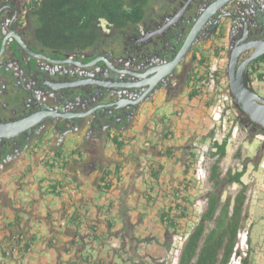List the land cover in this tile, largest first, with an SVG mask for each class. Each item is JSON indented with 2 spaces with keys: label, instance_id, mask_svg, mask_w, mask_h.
Here are the masks:
<instances>
[{
  "label": "crops",
  "instance_id": "0c3cea01",
  "mask_svg": "<svg viewBox=\"0 0 264 264\" xmlns=\"http://www.w3.org/2000/svg\"><path fill=\"white\" fill-rule=\"evenodd\" d=\"M209 104L190 82L170 103H144L104 143L79 133L58 151L43 138L42 150L0 176V264L161 261L172 235L185 241L198 223L210 189L193 173L195 147L209 144Z\"/></svg>",
  "mask_w": 264,
  "mask_h": 264
},
{
  "label": "flooded vegetation",
  "instance_id": "af4514ba",
  "mask_svg": "<svg viewBox=\"0 0 264 264\" xmlns=\"http://www.w3.org/2000/svg\"><path fill=\"white\" fill-rule=\"evenodd\" d=\"M33 5L31 0H0V125L43 112L55 115L51 116L55 119L62 94L74 98L75 102L64 109L73 120L74 115L83 116L87 112L85 103L91 91L99 93L104 86L114 85L125 86L121 88L120 99L134 100L137 104L125 106L132 123L137 114L132 116L134 110L144 103L157 97L170 103L187 93L190 82L196 85L193 72L217 40H227L224 46L227 64L232 48L264 39V0H148L138 24L116 28L101 20L93 41L60 47L50 46L38 36L39 23ZM198 21L200 28L190 44L181 48ZM252 51L250 47L243 49L238 64ZM93 60L96 62L91 63ZM174 60L177 63L165 71V65ZM255 60L246 68L249 80L250 66ZM250 85L253 87L251 80ZM236 109L240 123L257 130L258 125L239 107ZM50 120L38 119L16 137L0 138V176L10 166L22 163L30 152L42 150L43 138H48L49 146L55 145V139L58 151L65 147L66 142L61 141L59 134L63 132L56 121ZM82 123L69 124L64 130L77 131ZM106 129L101 131V143ZM118 129L120 124L116 130L109 129L108 136L110 130ZM86 132L92 130L85 126L74 133ZM58 160L54 155L47 162L54 165Z\"/></svg>",
  "mask_w": 264,
  "mask_h": 264
},
{
  "label": "trees",
  "instance_id": "16d2710c",
  "mask_svg": "<svg viewBox=\"0 0 264 264\" xmlns=\"http://www.w3.org/2000/svg\"><path fill=\"white\" fill-rule=\"evenodd\" d=\"M38 18V36L50 46H77L91 42L98 36V23L105 20L119 28L129 23L138 24L145 14L148 0H31ZM215 53H218L215 50ZM264 55L255 60L258 62ZM206 57H202L199 64ZM197 82V81H196ZM197 89V88H196ZM259 132L264 128L257 127ZM264 134V133H263ZM210 130L203 138H212ZM212 158L207 180L210 189L205 196V205L193 230L186 236L177 264H228L239 249L237 235L244 218V205L248 185L242 181L246 172L244 162L240 169L227 168L223 173L222 159L227 153V139L213 141ZM238 153H235V157ZM257 162H255V165ZM240 188L223 197L228 185ZM179 234V233H174ZM171 241V240H170ZM170 246V245H169ZM159 262V263H158ZM157 264H163L158 261ZM247 264V258H241Z\"/></svg>",
  "mask_w": 264,
  "mask_h": 264
},
{
  "label": "water",
  "instance_id": "95a60500",
  "mask_svg": "<svg viewBox=\"0 0 264 264\" xmlns=\"http://www.w3.org/2000/svg\"><path fill=\"white\" fill-rule=\"evenodd\" d=\"M218 3L219 1L216 4ZM205 17L206 16H204L203 18ZM200 23L201 21H198L191 27L189 34L187 35V38L183 42L181 48L185 49L190 44L197 30L200 28ZM245 45L246 46H235L230 50V53L228 55V61L225 70L228 79V89L235 107H239V109L243 111V113H245L253 123L257 124L261 128H264V96H261L250 85V80L246 72L247 65L252 60L257 59L259 56L264 54V39L253 40L246 43ZM246 47L253 48V51L248 57H246L241 63L238 64L239 55ZM94 60L91 63H95L97 61L96 60L94 62ZM174 63H177L176 60L172 61L169 64H166L165 71L171 68ZM124 87L125 86L123 85L104 86L103 90H100L99 93L96 91H91L88 94L89 96L86 98L85 103V105L88 106L87 112L83 116L74 115L72 117L73 120H71L70 116H67V114L64 113V109L66 105H70L75 102L74 98L70 97L69 94H62L60 95V99L58 102L59 109L55 119L52 118L55 115H44L43 112L39 115L34 114L17 121H13L12 123L0 125V138L4 136L8 139H11L12 137L14 138L19 135L21 131L34 126L38 122V119L41 120L42 118H47L49 120L51 119L50 121L52 122L56 121V125L58 124V129L63 132V134L59 133L60 139L62 142H66V144L69 143L68 141L71 142L73 139H76L74 135H76L77 133L74 132H79L80 128L85 126H88L94 134L100 137L101 131L104 128H107V137L109 129L116 130L118 124L124 123L127 120V122L131 123V120L128 116L129 112H127L126 110L128 109L126 108V105L137 104L136 102H134V100L120 99V95L122 93L121 88ZM96 101H98L97 104ZM137 111V109L134 110V114H132L133 117L137 113ZM79 123H82V125L77 129V131L64 130V128L69 127V124L75 125ZM106 137L104 142L106 141Z\"/></svg>",
  "mask_w": 264,
  "mask_h": 264
},
{
  "label": "rangeland",
  "instance_id": "374dc122",
  "mask_svg": "<svg viewBox=\"0 0 264 264\" xmlns=\"http://www.w3.org/2000/svg\"><path fill=\"white\" fill-rule=\"evenodd\" d=\"M223 43L227 45V40L225 39ZM226 58H223V63ZM249 73L253 87L260 95L264 96V58L250 66ZM184 110L186 111L185 108ZM228 113L232 126L235 125L236 128L228 141L227 153L222 159L221 168L224 173L227 168L240 169L245 162L246 172L242 176L244 177V181H242L248 185L244 218L237 235L236 246L239 251L231 256L228 264H242L241 258L243 257L247 258V264H264V134L253 128L244 127L239 121L234 104ZM235 153H238L237 157H235ZM206 154V166L209 168L212 158L208 152ZM255 162H257L256 165ZM204 181L210 188L209 181L207 179ZM239 188L240 185L237 184L228 185L223 197L234 194ZM204 201L203 199L200 202V210L205 205Z\"/></svg>",
  "mask_w": 264,
  "mask_h": 264
},
{
  "label": "built area",
  "instance_id": "2783aa9c",
  "mask_svg": "<svg viewBox=\"0 0 264 264\" xmlns=\"http://www.w3.org/2000/svg\"><path fill=\"white\" fill-rule=\"evenodd\" d=\"M222 69V58L219 56L211 57L207 63L206 74L204 78V86L211 99L209 108L210 118L213 124L221 129H225L226 115L233 106V99L228 91L227 82L219 73ZM236 128V127H235ZM196 165L194 168V177L196 180H205L208 177V168H206L207 149L204 147H196ZM24 235H17L13 238L16 242H22ZM184 242V236L173 234L170 241V246L165 257L162 258L163 264H177L178 257ZM112 246L117 247V242H113ZM12 249L5 251L4 258H10Z\"/></svg>",
  "mask_w": 264,
  "mask_h": 264
},
{
  "label": "bare ground",
  "instance_id": "6f19581e",
  "mask_svg": "<svg viewBox=\"0 0 264 264\" xmlns=\"http://www.w3.org/2000/svg\"><path fill=\"white\" fill-rule=\"evenodd\" d=\"M224 46H225V44L223 43V41L220 42L219 40H217V42H214L212 47H211V50L206 55V60L203 63L198 64L197 68L193 72V78L195 79L196 88L199 90H202V89L205 90L206 95L208 97V100L210 101L209 108L211 105V99H210V97L207 93L206 87L204 86V83H203L204 78H205V74H206L207 63H208V61H210L211 57H217L219 55L223 61V58L225 56ZM215 50H217L218 53H215ZM225 70H226L225 63L222 62V69H221V72L219 73V75L225 78V80L227 82V88H228V79H227ZM228 91H229V89H228ZM208 112H209V109H208ZM209 117H210V114H209ZM226 117H227V119H226L225 129H221L220 125H219V127H217L216 124H213V121L210 118L209 130L213 131V137L212 138H206V139H209V144L199 145V148L204 147L207 149L206 152H208L209 150H213V148L211 147V144L213 141L221 142L225 138L227 139V144H228L229 139H231V137L234 134L235 125L232 126V124H231L232 122H231L229 113L226 115ZM219 135H221V136H219ZM196 152H197V149L195 147V151H194V159L195 160H194V162H196ZM206 168H208V167L206 166ZM193 173H194V171H193Z\"/></svg>",
  "mask_w": 264,
  "mask_h": 264
}]
</instances>
